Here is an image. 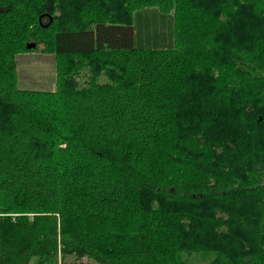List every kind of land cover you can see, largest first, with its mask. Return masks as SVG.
Segmentation results:
<instances>
[{"label": "trees", "instance_id": "trees-1", "mask_svg": "<svg viewBox=\"0 0 264 264\" xmlns=\"http://www.w3.org/2000/svg\"><path fill=\"white\" fill-rule=\"evenodd\" d=\"M148 11L172 43L136 45ZM194 255L264 264V0H0V264Z\"/></svg>", "mask_w": 264, "mask_h": 264}, {"label": "rangeland", "instance_id": "rangeland-1", "mask_svg": "<svg viewBox=\"0 0 264 264\" xmlns=\"http://www.w3.org/2000/svg\"><path fill=\"white\" fill-rule=\"evenodd\" d=\"M154 11L136 14L135 30L136 45L139 46H164L161 34L167 22ZM167 32H170L168 23ZM19 86L23 90L53 92L58 86V75L55 56L43 54L42 52H28L17 58ZM209 256L194 255L192 264H209ZM35 262V261H33ZM61 263V262H60ZM33 264V263H32ZM62 264H96L95 262L83 259L74 261L69 257Z\"/></svg>", "mask_w": 264, "mask_h": 264}, {"label": "crops", "instance_id": "crops-1", "mask_svg": "<svg viewBox=\"0 0 264 264\" xmlns=\"http://www.w3.org/2000/svg\"><path fill=\"white\" fill-rule=\"evenodd\" d=\"M167 28H168V26L166 25L164 28V32H162V34L160 35L163 43H165L166 45L173 42L172 37L168 36V34H170L171 32L168 33Z\"/></svg>", "mask_w": 264, "mask_h": 264}, {"label": "water", "instance_id": "water-1", "mask_svg": "<svg viewBox=\"0 0 264 264\" xmlns=\"http://www.w3.org/2000/svg\"><path fill=\"white\" fill-rule=\"evenodd\" d=\"M35 47H36L35 44H31V45H29V48H35Z\"/></svg>", "mask_w": 264, "mask_h": 264}]
</instances>
